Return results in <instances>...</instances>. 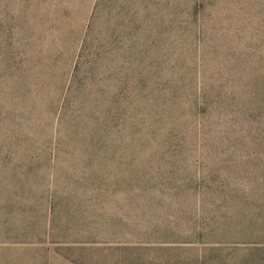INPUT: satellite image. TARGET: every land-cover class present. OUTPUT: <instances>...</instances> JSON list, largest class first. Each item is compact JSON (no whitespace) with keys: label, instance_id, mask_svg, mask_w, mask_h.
<instances>
[{"label":"rangeland","instance_id":"rangeland-1","mask_svg":"<svg viewBox=\"0 0 264 264\" xmlns=\"http://www.w3.org/2000/svg\"><path fill=\"white\" fill-rule=\"evenodd\" d=\"M94 2L0 5V87L18 109L0 117V264H190L192 252L167 242L264 237V152L48 145L58 120L48 121V81L63 82Z\"/></svg>","mask_w":264,"mask_h":264},{"label":"trees","instance_id":"trees-1","mask_svg":"<svg viewBox=\"0 0 264 264\" xmlns=\"http://www.w3.org/2000/svg\"><path fill=\"white\" fill-rule=\"evenodd\" d=\"M71 64L62 83L48 81V121L58 119L48 145L264 152V0H95ZM5 91L4 123L18 113L15 90L7 101ZM211 233L168 247L192 252L190 264L264 259V237ZM166 256L150 263H184Z\"/></svg>","mask_w":264,"mask_h":264}]
</instances>
